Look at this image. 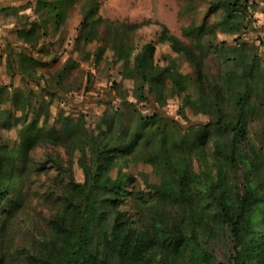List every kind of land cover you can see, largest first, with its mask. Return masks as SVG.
I'll use <instances>...</instances> for the list:
<instances>
[{
	"label": "trees",
	"instance_id": "16d2710c",
	"mask_svg": "<svg viewBox=\"0 0 264 264\" xmlns=\"http://www.w3.org/2000/svg\"><path fill=\"white\" fill-rule=\"evenodd\" d=\"M259 2L264 16V0H219L212 4L211 12H224L220 23L224 33L241 35L249 29V10H257ZM40 4L61 20L75 0H40ZM27 25L19 28L16 35L25 45L32 46L39 41V26ZM207 33L205 24L184 28L182 35L192 40L191 45L169 34L166 27L160 35L173 52L183 54L195 66L200 98L193 107L196 114L208 116L205 124L184 128L163 112L167 83L177 92H184L189 77L169 66L155 64L153 44L144 45L136 53L132 46H119L121 77L133 80L135 103L124 101L122 110L104 115L106 128L98 133L88 131L84 117H65L59 131L47 132L39 127L41 114H47L43 107H33L29 98L17 94L5 95L6 87L0 89L1 116V106L7 102L12 109L22 111L20 117H11L10 111L5 128L17 127L22 118L28 120L30 114L32 117L19 133L18 148L0 146L1 204L10 201L23 172L17 165H27L29 151L39 140L50 138L56 146L68 140L80 148L84 158L88 156L82 162L86 183L77 184L69 177L61 208L49 221L51 237L41 242L29 264H223L209 250V244L217 238H222L228 250L226 264H264V153L259 155L252 145L248 149L247 132L249 118L255 112L252 98L264 87V70L257 55L246 64V55L234 50L243 65L242 74L226 72L219 82H208L201 52ZM102 53L100 49L94 54L96 62ZM6 66L13 79L17 75L34 79L35 68L41 64L21 52L17 61L9 58ZM238 86L242 93L236 90ZM232 103L237 110L234 117L228 113ZM137 105L151 107L152 114L142 115ZM182 150L187 153L186 158L173 154ZM130 156L152 165L161 178L160 184L152 187L158 201L150 221L139 213L131 214L128 202L142 196L133 187V177L121 174L112 179L110 175L118 161L124 164ZM192 156L199 165L196 171L188 159ZM242 167L247 176L240 187L236 182ZM5 226L1 221L0 257Z\"/></svg>",
	"mask_w": 264,
	"mask_h": 264
},
{
	"label": "rangeland",
	"instance_id": "374dc122",
	"mask_svg": "<svg viewBox=\"0 0 264 264\" xmlns=\"http://www.w3.org/2000/svg\"><path fill=\"white\" fill-rule=\"evenodd\" d=\"M217 1L99 0L95 3L93 0H75L62 19L56 20L42 8L40 0H0V89L6 87L5 95L17 94L29 98L33 107H43L47 114H41L39 127L47 132L59 131L65 117L73 120L84 117L88 131L98 133L99 129L106 128L104 115L122 110L124 101L135 103L133 80L121 77L123 66L117 60L119 46H132L136 53L144 45L153 44L155 64L162 68L169 66L189 77L184 92H177L171 83H167L168 98L163 112L184 128L205 124L209 121L208 116L196 114L193 107L199 104L200 98L197 70L186 56L173 52L168 43L160 40L163 27L169 34L191 45L192 40L184 37L182 30L191 25L207 26L201 52L204 78L208 82H219L226 72L242 74L243 65L237 61L234 50L246 55V64L252 63L257 55L258 64L264 70L262 4L258 3L257 10H249V29L241 35H233L224 33L220 27L224 12H211L212 4ZM34 23L39 26V41L32 46L25 45L18 39L16 31ZM100 49L103 50L101 60L96 62L94 54ZM21 52L30 54L41 64L35 68L34 79L19 75L13 79L12 72L7 69V60L17 61ZM224 56L231 58L225 60ZM59 75L62 79L57 84ZM261 88L252 98L255 112L249 118L247 131L248 149L252 145L259 155L264 153V87ZM236 90L243 92L240 86ZM1 109L4 114H0V146L18 148L21 145L19 133L30 123L31 114L28 120L22 118L19 126L5 128L8 115L20 117L22 111L12 109L8 102ZM137 109L142 115L152 114L149 106L137 105ZM228 113L233 117L236 115L234 103L230 104ZM65 141L56 146L50 138H43L30 149L27 165H17L23 172L9 196L10 201L0 203V222L6 225L0 264H29L41 242L51 237L49 221L61 208L69 177L77 184L86 183L82 162L88 160V156L84 158L77 145ZM173 154L184 158L187 155L184 150ZM188 159L192 168L198 170L195 156ZM52 160L55 163H50ZM121 174L132 176L134 189L142 194L140 200L128 202L133 211L131 214L139 213L144 220L150 221L158 201L152 189L161 182L158 172L152 165L130 156L124 164L118 161L110 173L112 179ZM246 176V169L242 167L236 185L243 187ZM17 200L19 204L12 205ZM121 209L127 208L121 206ZM209 250L218 263L228 262L229 254L222 238L211 242Z\"/></svg>",
	"mask_w": 264,
	"mask_h": 264
}]
</instances>
